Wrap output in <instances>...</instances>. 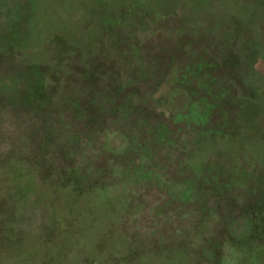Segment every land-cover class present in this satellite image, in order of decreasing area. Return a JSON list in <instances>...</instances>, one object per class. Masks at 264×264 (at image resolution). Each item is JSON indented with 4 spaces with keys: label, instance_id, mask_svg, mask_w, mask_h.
Listing matches in <instances>:
<instances>
[{
    "label": "rangeland",
    "instance_id": "1",
    "mask_svg": "<svg viewBox=\"0 0 264 264\" xmlns=\"http://www.w3.org/2000/svg\"><path fill=\"white\" fill-rule=\"evenodd\" d=\"M0 264H264V0H0Z\"/></svg>",
    "mask_w": 264,
    "mask_h": 264
},
{
    "label": "trees",
    "instance_id": "2",
    "mask_svg": "<svg viewBox=\"0 0 264 264\" xmlns=\"http://www.w3.org/2000/svg\"><path fill=\"white\" fill-rule=\"evenodd\" d=\"M77 41H66L64 42L62 47H71V48H75V46H77ZM87 49H92L90 46L87 47ZM92 53H88L85 56H82V60L87 64L90 62L89 60V55H91ZM40 62L37 60V58H32L30 60V67H34L32 68L33 71L39 70L40 68ZM49 98H44L41 100L37 101V107H36V112H38V114H42L44 113V110L46 108V106L48 105V100L51 99L52 95H45Z\"/></svg>",
    "mask_w": 264,
    "mask_h": 264
}]
</instances>
